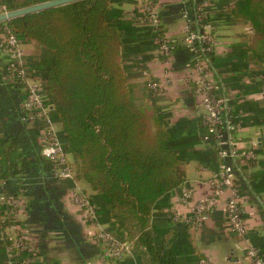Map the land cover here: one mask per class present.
Masks as SVG:
<instances>
[{"label": "trees", "instance_id": "16d2710c", "mask_svg": "<svg viewBox=\"0 0 264 264\" xmlns=\"http://www.w3.org/2000/svg\"><path fill=\"white\" fill-rule=\"evenodd\" d=\"M44 1L0 4L12 11ZM126 3L137 4L79 0L16 17L6 25L20 42L34 41L51 50V61L45 65L42 58L37 64L42 93L60 127L62 146L73 158L75 178L91 191L87 196L99 222L118 238L134 240L135 257L128 264H182L195 250L191 226L173 221L169 194L187 180L186 164L208 159L196 148L203 143L204 129L199 119L194 127H178L156 101L136 102L130 66L146 60L147 51L156 46L155 33L139 26L137 8L130 16L122 7ZM216 7L215 25L224 18L252 30L247 42L233 45L226 56H214L220 72L239 89L238 109L246 112L248 104L257 102L245 97L264 89V0H219ZM138 69L144 76L145 68ZM262 104H257L255 124H264ZM243 117L246 124L248 117ZM211 150L207 156L217 155ZM259 162L261 170L251 176L257 192L264 190V159ZM11 209L0 203V264L35 258L20 229L12 235L20 244L4 234L9 225L22 226Z\"/></svg>", "mask_w": 264, "mask_h": 264}, {"label": "crops", "instance_id": "0c3cea01", "mask_svg": "<svg viewBox=\"0 0 264 264\" xmlns=\"http://www.w3.org/2000/svg\"><path fill=\"white\" fill-rule=\"evenodd\" d=\"M210 1L214 34L220 40L215 56H226L233 45L247 42L248 39H235L231 41L230 47L221 48L223 41L213 21L218 12L216 3L219 0ZM138 2L132 8L135 9ZM155 2L162 18L164 35L180 38L185 24L180 3L177 0ZM217 21L221 23L220 19ZM247 29L251 30L250 27ZM21 44L30 75L41 83L44 82L40 71L37 70V64L42 62L43 58L40 54L42 47L34 41H25ZM155 49L156 46L147 51L146 60L130 66L132 77L130 84L134 98L140 105L156 101L163 112L172 114L170 121L178 127H194L201 114V108L186 85L185 76L190 62V52L184 46H180L171 62L167 63L156 55ZM5 64L6 58L0 51V76ZM139 66L145 68L143 75L147 71L156 80H168L162 96L155 97L152 92L150 93L145 78L138 69ZM226 75L223 74L225 82L230 90L236 93L234 101L238 108L241 105L237 95L239 89L231 86ZM245 81L250 82L248 79ZM262 91L250 94L252 97L247 96L246 101L257 103L248 104L250 108L243 112L248 121L246 120L244 124V117L242 118L241 130L238 133L245 145L257 141L259 161L264 159V124H255L254 118L258 105L263 106ZM23 94L21 88L10 87L0 81V193H13L18 196L21 207L17 218L21 221L23 233L33 248L36 261L39 264H128L134 259L116 262L103 260L102 245L91 239L83 215L71 199L76 187L86 194L91 191L81 179H58L53 176L50 163L41 155L42 143L34 125L23 123L20 119L18 103ZM250 128L258 129L259 133L243 134ZM196 148L204 152L208 159L204 162L193 160L186 164L187 180L170 192L171 207L168 212L173 213L174 210L188 212L187 206L182 205L179 200L183 185H188L194 190L196 199L208 197L213 192L210 179L219 169V160L216 154L210 156L213 151L208 145L200 142ZM68 157L71 158V154L68 153ZM259 161L254 167L246 168L244 175L239 177L244 197L243 215L249 225L246 236L242 237L230 229L223 208L220 207L203 227L189 228L195 250L192 257L184 260L182 264H200V260L205 257L213 264H249V247L256 246L261 249L264 246V190L257 192L251 180V176L261 170L262 165Z\"/></svg>", "mask_w": 264, "mask_h": 264}, {"label": "built area", "instance_id": "2783aa9c", "mask_svg": "<svg viewBox=\"0 0 264 264\" xmlns=\"http://www.w3.org/2000/svg\"><path fill=\"white\" fill-rule=\"evenodd\" d=\"M177 1L185 20L180 38L162 35L163 23L155 0H140L136 7L137 19L139 26L151 28L155 33V53L167 63L171 62L180 46L190 52L186 85L201 108L198 119L199 125L204 129L203 143L216 151L219 169L210 179L213 192L208 197L196 199L191 187H181L179 200L182 205L187 206L188 212L174 210L173 221L201 228L222 207L230 229L244 237L249 231V225L243 215L244 197L239 177L244 175L246 168H252L258 163L259 144L255 140L250 145H245L238 135L244 113L237 108L234 101L236 93L230 90L215 63L214 56L219 42L213 30L211 1ZM7 12L5 5L0 4V14ZM0 51L6 58L0 81L10 87H19L24 92L18 103L21 121L34 125L42 143L41 155L50 163L53 176L75 180L68 153L58 136V124L51 118V106L42 93V83L30 75L22 44L6 22H0ZM144 77L153 96L164 94L168 80H156L147 71L144 72ZM262 94L264 95V89ZM71 199L83 215L91 239L102 245L103 260L123 261L135 257L134 240L120 239L100 223L94 205L82 189L76 187ZM0 203L11 207L14 213H18L20 209L19 198L13 193H0ZM15 229L17 226L9 225L4 234L19 243L18 239L12 237ZM249 257V264H264V255L256 246L249 247ZM35 263L37 261L34 257L22 261V264ZM200 264L213 263L205 257L200 260Z\"/></svg>", "mask_w": 264, "mask_h": 264}, {"label": "rangeland", "instance_id": "374dc122", "mask_svg": "<svg viewBox=\"0 0 264 264\" xmlns=\"http://www.w3.org/2000/svg\"><path fill=\"white\" fill-rule=\"evenodd\" d=\"M140 2V0H136V2ZM138 2V3H139ZM136 6V3L135 4H123L122 5V7H123V9H125L128 13H129V15L131 16V14H132V10L134 9V8H132V7H135ZM226 11V10H225ZM224 11V12H225ZM220 21H221V23H219V21H217L216 22V27L218 28V30L217 31H219V33H220V38H221V40L223 41L222 43H221V45H220V47L222 46L223 48L225 47V49L226 48H228V47H230V45H231V41H233V40H235V39H243V40H247L248 38H249V34H250V32H251V30H248L247 29V27H250L248 24H246V23H244V22H241V21H239V22H237V23H234V24H227L226 22H225V19L223 18H221L220 19ZM230 25V26H229ZM223 27V28H222ZM218 40V42L220 41L219 39H217ZM220 44V43H219ZM40 47H42V48H40V49H42L41 51H40V54H41V56L43 57V59H44V64L46 65L49 61H51V50L50 49H48V48H46V47H44V46H41V45H39ZM221 47V48H222ZM145 78V77H144ZM144 81H146V78L144 79ZM41 82V81H40ZM143 89V88H142ZM151 93V92H150ZM159 97V96H158ZM256 128H250V129H246L245 131H244V133L243 134H247V135H249V134H252V135H255V134H257V132L259 133V130L258 129H256ZM263 151H264V149H263ZM264 155V154H263ZM69 161L71 162V165H72V168L74 169L75 167H73V164L72 163H74L73 162V159H72V157L71 158H69ZM19 207H21V206H19ZM19 210V209H18ZM18 213L17 212H15L14 213V215L16 216V218H17V215ZM22 227L23 226H17V228L18 229H21V231L23 232V229H22ZM25 230V229H24Z\"/></svg>", "mask_w": 264, "mask_h": 264}, {"label": "water", "instance_id": "95a60500", "mask_svg": "<svg viewBox=\"0 0 264 264\" xmlns=\"http://www.w3.org/2000/svg\"><path fill=\"white\" fill-rule=\"evenodd\" d=\"M76 1H79V0H48V1H44L41 3L34 4V5H30L27 7H22L19 9L8 11L7 13L0 14V22H7L16 17H20L26 14L34 13L37 11H41L44 9H48V8L76 2Z\"/></svg>", "mask_w": 264, "mask_h": 264}]
</instances>
